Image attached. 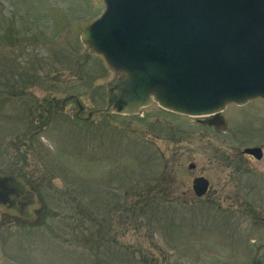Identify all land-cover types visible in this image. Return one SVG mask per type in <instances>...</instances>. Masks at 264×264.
<instances>
[{"label": "rangeland", "instance_id": "374dc122", "mask_svg": "<svg viewBox=\"0 0 264 264\" xmlns=\"http://www.w3.org/2000/svg\"><path fill=\"white\" fill-rule=\"evenodd\" d=\"M103 9L0 0V172L40 204L8 213L0 264H264V157L243 154L264 145V99L227 104L223 128L155 102L103 111L115 76L80 40Z\"/></svg>", "mask_w": 264, "mask_h": 264}, {"label": "water", "instance_id": "95a60500", "mask_svg": "<svg viewBox=\"0 0 264 264\" xmlns=\"http://www.w3.org/2000/svg\"><path fill=\"white\" fill-rule=\"evenodd\" d=\"M102 1L80 40L115 76L103 110L133 115L155 102L193 117L216 114L206 122L224 127L216 120L227 104L264 99V0ZM70 97L78 115L84 106L75 96L61 104ZM244 153L260 158L259 147ZM208 187L206 177L193 178L197 197ZM39 207L18 171L0 172V211L34 221Z\"/></svg>", "mask_w": 264, "mask_h": 264}, {"label": "flooded vegetation", "instance_id": "af4514ba", "mask_svg": "<svg viewBox=\"0 0 264 264\" xmlns=\"http://www.w3.org/2000/svg\"><path fill=\"white\" fill-rule=\"evenodd\" d=\"M52 102L54 103V104H56V101H55V99H52ZM225 110H226V108H224L220 113H218V116H217V118H218V120H216L217 122H221L222 124H224V127H226V125H227V119L225 120L224 119V116H225ZM216 114H213V115H209V116H204V117H202L201 119H198L199 121H201L202 123H205V124H208L206 121L208 120V119H214V116H215ZM88 116V115H87ZM76 117H78V115H76ZM49 120V119H48ZM214 121V120H213ZM209 125V124H208ZM212 128H223V127H216L215 125H210ZM253 147H259L260 148V158H257V159H262L263 157H264V145H259V146H253ZM250 148H252V147H250ZM245 149V148H244ZM244 149H243V151H244ZM243 154H245L247 157H249V158H256L253 154H250V153H243ZM18 175L21 177V178H23L30 186H32V188H34L35 190H36V193H37V196H38V192H37V190H38V188H37V185H35V184H33V185H31V183L29 182V181H27L26 179H25V177H23L22 175H21V173H20V171H18ZM8 213L7 212H5V211H0V223H2V228L0 229V231H1V234H3L4 233V231H5V229H3V223H5V221L8 219ZM4 218H6V219H4ZM5 235V233L3 234V236ZM6 236V235H5Z\"/></svg>", "mask_w": 264, "mask_h": 264}]
</instances>
